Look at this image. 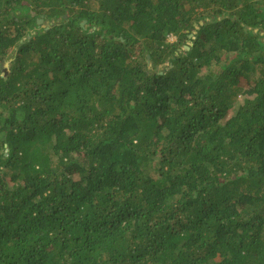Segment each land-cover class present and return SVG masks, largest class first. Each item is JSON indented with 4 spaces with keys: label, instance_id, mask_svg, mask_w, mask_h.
Instances as JSON below:
<instances>
[{
    "label": "trees",
    "instance_id": "16d2710c",
    "mask_svg": "<svg viewBox=\"0 0 264 264\" xmlns=\"http://www.w3.org/2000/svg\"><path fill=\"white\" fill-rule=\"evenodd\" d=\"M0 264H264V0H0Z\"/></svg>",
    "mask_w": 264,
    "mask_h": 264
},
{
    "label": "rangeland",
    "instance_id": "374dc122",
    "mask_svg": "<svg viewBox=\"0 0 264 264\" xmlns=\"http://www.w3.org/2000/svg\"><path fill=\"white\" fill-rule=\"evenodd\" d=\"M175 38L174 37H170L169 39H168V41L170 42V43H173V42H175ZM4 69L7 71V73H8V65H4ZM244 84H246L245 82H243V88L244 87H246ZM242 100H243V98L241 97V96H238L237 98H236V100H235V102L234 103H236V102H242Z\"/></svg>",
    "mask_w": 264,
    "mask_h": 264
},
{
    "label": "water",
    "instance_id": "95a60500",
    "mask_svg": "<svg viewBox=\"0 0 264 264\" xmlns=\"http://www.w3.org/2000/svg\"><path fill=\"white\" fill-rule=\"evenodd\" d=\"M41 22H42V21L39 20V21H38V24H41ZM185 49L187 50L188 48L186 47ZM3 73H4V75H7V71H6L5 69H3Z\"/></svg>",
    "mask_w": 264,
    "mask_h": 264
}]
</instances>
